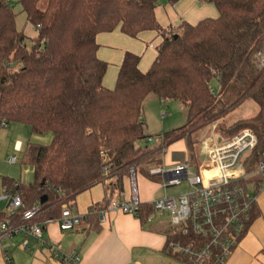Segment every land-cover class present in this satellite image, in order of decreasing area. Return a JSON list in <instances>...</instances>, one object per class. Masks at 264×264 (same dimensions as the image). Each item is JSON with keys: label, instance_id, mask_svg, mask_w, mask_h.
I'll return each instance as SVG.
<instances>
[{"label": "trees", "instance_id": "trees-1", "mask_svg": "<svg viewBox=\"0 0 264 264\" xmlns=\"http://www.w3.org/2000/svg\"><path fill=\"white\" fill-rule=\"evenodd\" d=\"M205 1L214 4L217 17L162 27L156 16L159 0H20L37 32L28 47L13 4L0 0V123L26 125L32 134H54L50 143L30 142L26 147L23 160L33 167L31 182L3 178V191L21 196L20 211L38 204L34 220H56L64 204L71 205L98 183L115 179L110 187L124 191L132 168L157 181L151 168L162 166L164 149L180 140L198 169L207 161L200 135L215 124L222 138L244 129L257 134L258 143L249 154L257 168L264 160V66L256 64L259 54L264 55V0ZM118 27L133 38L154 31L162 41L147 71L140 69V55L126 52L116 84L108 88V63L98 56L97 37ZM214 77L218 92L211 86ZM151 98L181 103L186 122L163 133L156 146L143 147L141 142L151 137L143 113ZM248 100L258 105L257 112L224 124ZM145 163L148 169L142 167ZM259 180L248 179L244 186L253 183L258 190ZM43 196L47 199L41 203ZM141 210L142 222L155 212L148 204ZM1 216L10 217L5 212ZM169 228L167 243L208 242L184 233L183 226ZM172 255L192 264L183 255Z\"/></svg>", "mask_w": 264, "mask_h": 264}, {"label": "crops", "instance_id": "crops-1", "mask_svg": "<svg viewBox=\"0 0 264 264\" xmlns=\"http://www.w3.org/2000/svg\"><path fill=\"white\" fill-rule=\"evenodd\" d=\"M162 1L163 6L160 3L156 8V16L162 27L176 26L183 20L196 23L205 17L218 15L217 13L211 16L214 8L205 0H180L176 4H170L167 0ZM149 32H143L136 38L148 42L146 40L151 37ZM129 38L134 39L125 35L120 27L112 32H102L97 37L100 59L108 63V68L109 63L116 65V73L113 71L110 74L107 69L105 74L104 85L108 88L115 86L114 78L119 72L125 53L130 51L139 55L140 50L143 49L142 46L133 44V40L129 42ZM161 41L162 38L159 44ZM148 51L145 48L141 51L142 71H147L144 67H151L157 57V53L153 51L151 58L148 57ZM145 57L149 60L143 65ZM154 100L157 99L151 98L147 103ZM161 135L158 136L159 142L162 140ZM178 142H184L186 145L185 140ZM18 143L22 147V142L18 141L14 149ZM176 143L166 148L165 153H168L170 148L172 150ZM164 159L162 165L166 166ZM183 159L184 154L172 152L167 164L173 166ZM158 178L159 180L154 181L137 174L136 186L143 204L151 205L154 199L161 197L157 196V192L163 190L160 185L162 180ZM114 180L98 183L76 197L71 207L82 216V222L74 229L62 230L57 220L49 221L44 225V238L50 244L59 246L67 254L76 253L78 262H63L54 256L49 246L38 247L33 237H30L29 249H24L21 247V242L25 236L18 234L0 242V264H189L177 259L166 250L167 232L169 227H172L167 212L155 211L145 222H142L139 217L108 207V201L112 196H118L119 201H123L129 199L132 194L130 177L124 179L122 192L110 187ZM259 182L261 186L258 190L254 188L253 183L250 184V192L256 196L255 213L252 214L250 224L240 237L237 246L223 264H264V181L259 180ZM104 213L106 220H103Z\"/></svg>", "mask_w": 264, "mask_h": 264}, {"label": "built area", "instance_id": "built-area-1", "mask_svg": "<svg viewBox=\"0 0 264 264\" xmlns=\"http://www.w3.org/2000/svg\"><path fill=\"white\" fill-rule=\"evenodd\" d=\"M256 64L260 69L264 66V55L259 54ZM6 126V123H0V128ZM211 135L201 142L202 151L207 157V169L201 172L195 170L192 174L193 163L187 153L173 168L162 165L150 170L152 176L161 178L160 185L165 192L168 187L181 184L182 180H187L190 184L188 192L171 196L165 193L154 199L151 206L155 211L167 212L172 226H183L184 233H192L208 241L204 245H196L195 240L189 244L179 241L166 244L169 254L183 255L192 264L225 263L248 227L251 209L256 200L249 187L244 186V181L252 175L246 172L243 160L249 158L250 151L256 147L257 134L253 130L244 129L227 138H215ZM148 140L152 141V137ZM20 149L21 144L18 143L16 150ZM7 161L15 164L17 156L11 155ZM255 171L261 172V179L264 180V160L259 161ZM136 178L137 172L132 168L131 197L119 201L118 196H112L108 201L110 209L139 217L143 203L138 194ZM5 199V209L2 210L0 206V242L23 234L25 237L21 242L22 248L29 249L30 237H33L38 247L49 246L54 256L63 262H78L76 253L67 254L44 238V225L49 221L34 220L40 212L38 204L20 211L24 203L19 194H10L5 190L0 195V202ZM2 212L10 217L3 218ZM56 220L60 228L67 231L80 225L82 216L73 211L71 205L64 204L60 217ZM103 220H106L105 213Z\"/></svg>", "mask_w": 264, "mask_h": 264}, {"label": "rangeland", "instance_id": "rangeland-1", "mask_svg": "<svg viewBox=\"0 0 264 264\" xmlns=\"http://www.w3.org/2000/svg\"><path fill=\"white\" fill-rule=\"evenodd\" d=\"M10 4H13V10L15 11V13H17V17H16V23H17V28L19 30L24 31L25 35H26V43L28 45V47H31L32 44L34 43V38L37 35L36 32V28L30 23L28 22L26 15L24 12H22V5L20 3V0H7ZM161 3V6H163V1L159 0V4ZM210 3V2H209ZM44 2L42 3V7H44ZM212 6V8H214L213 10V15L211 16H215L217 15V9L214 6L213 3L210 4ZM151 34V37L148 38L146 41L148 42H144L142 40H140L139 38H134L131 39L129 38L128 41L131 42V40H133V44L137 45V46H142L143 47V51L144 48L146 50H149L147 52V56L151 58V52H156L158 54V44L160 42V39L162 38L160 34L158 33H154V32H149ZM160 37V39L158 38ZM151 43H153V45H151ZM130 44V43H129ZM132 46V44H130ZM134 48V46H132ZM142 50H140L139 55L142 56L143 53L141 52ZM142 60V59H141ZM146 60L149 59H144L143 61V65L147 62ZM152 65V64H151ZM116 65L113 63H109V71L110 74L114 71L116 73ZM147 70L150 68L149 67H144ZM118 73V72H117ZM115 75V74H114ZM117 76H115L114 78V82L113 85L116 84L117 81ZM211 86L213 88V90L215 92L219 91V82L217 77H214L211 80ZM258 110V105L252 101V100H248L246 101L245 104H243L241 107L233 110L232 112H230L226 118L223 120L224 124H231L239 119H244L247 117H250L251 115L255 114ZM186 108L181 105V103L177 102V101H168L167 103H162L158 100H154L151 101L149 103H147L144 107L143 113H144V119L146 122V133L148 135L152 136V141L150 142H146L142 141L141 145L143 147L145 146H149V147H154L158 144L159 140H158V136L171 131L173 129L182 127L185 122H186ZM217 124L213 125L212 127L206 129L204 132L201 133L200 135V140L204 137H209V135H211L213 133L215 138H222V134L219 133L218 131V125L216 127ZM216 127V130H213ZM211 135V136H213ZM54 134L52 131L49 132H45V133H31V130L28 126L23 125V124H18V123H11L10 125L6 126V127H1L0 128V146L2 147L0 149V195L3 194V188H2V182H3V178L4 177H13L16 180H19L22 183H29L33 180V167L30 164L24 163L23 160V156H24V152L26 150L27 145L30 142L33 143H43V144H47L50 143L52 141ZM162 137V136H161ZM21 141L22 142V147L20 149V151H17L16 149H14L15 144ZM203 141V140H202ZM201 141V142H202ZM170 146V145H169ZM186 149V145L184 144V142H177L174 145V148H170V151L168 153H163V159H164V163L166 164V166L168 167L169 165L168 163V159L169 157H171L172 152H174V154H178L180 153V155L184 154V158L187 156V153L189 154L191 161H192V170L191 173L193 174V172L195 170L201 172L204 169H207V161H205V163H203L198 169L195 166L191 153L189 150ZM11 155H16L17 156V163L15 164H10L7 159L9 156ZM249 156V155H248ZM166 161V162H165ZM243 164L245 166V170L248 174H251L252 176H250V179L252 180H256L258 178H261L262 174L261 172H257L256 173V167L254 168L252 166V161L249 158H244L243 160ZM143 168L148 169V163H145L144 165H142ZM168 168H173V166H169ZM250 185H249V189H250ZM190 184L188 183L187 180H182L181 184L176 185V186H170L167 188L166 192L165 190H160L157 192V196H163L166 194L168 195H176V194H183L186 193L190 190ZM7 200H2L0 202V206L2 208V210L5 209V205ZM167 216V213H165Z\"/></svg>", "mask_w": 264, "mask_h": 264}, {"label": "water", "instance_id": "water-1", "mask_svg": "<svg viewBox=\"0 0 264 264\" xmlns=\"http://www.w3.org/2000/svg\"><path fill=\"white\" fill-rule=\"evenodd\" d=\"M46 199H47V197H46V196H43V197L41 198V203H44V202L46 201Z\"/></svg>", "mask_w": 264, "mask_h": 264}]
</instances>
